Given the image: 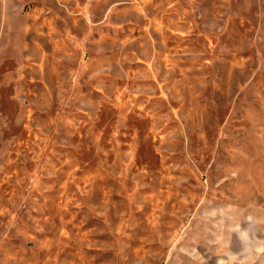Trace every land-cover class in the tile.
Segmentation results:
<instances>
[{"label":"rangeland","instance_id":"374dc122","mask_svg":"<svg viewBox=\"0 0 264 264\" xmlns=\"http://www.w3.org/2000/svg\"><path fill=\"white\" fill-rule=\"evenodd\" d=\"M0 264H264V0H0Z\"/></svg>","mask_w":264,"mask_h":264}]
</instances>
